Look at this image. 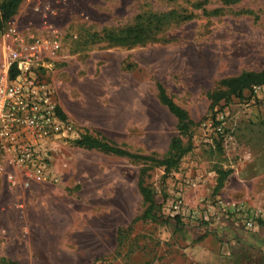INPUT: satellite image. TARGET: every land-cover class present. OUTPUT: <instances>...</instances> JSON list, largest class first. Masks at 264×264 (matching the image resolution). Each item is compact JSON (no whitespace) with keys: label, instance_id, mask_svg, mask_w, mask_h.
Wrapping results in <instances>:
<instances>
[{"label":"rangeland","instance_id":"rangeland-1","mask_svg":"<svg viewBox=\"0 0 264 264\" xmlns=\"http://www.w3.org/2000/svg\"><path fill=\"white\" fill-rule=\"evenodd\" d=\"M170 12L191 18L163 22ZM136 25L147 27L144 43L106 39ZM11 50L34 53L24 66L81 135L165 156L178 121L159 101V82L195 126L177 168L147 172L168 223L138 219L143 162L79 147L78 138L57 145L56 182L24 188L0 175V264H250L249 255L264 263V100L246 90L216 106L227 114L223 135L206 126L221 79L264 69V0H24L0 34V71L15 76ZM217 168L233 171L218 195Z\"/></svg>","mask_w":264,"mask_h":264},{"label":"built area","instance_id":"built-area-1","mask_svg":"<svg viewBox=\"0 0 264 264\" xmlns=\"http://www.w3.org/2000/svg\"><path fill=\"white\" fill-rule=\"evenodd\" d=\"M17 34L15 28H11ZM59 44H52V48ZM42 45L33 50L42 51ZM34 53L24 55L11 50L6 56L8 70L17 66L19 74L0 71V175L14 186L30 188L33 182L58 181L51 160L59 142L80 138L82 129L68 118L52 97L49 85L32 76L29 67ZM254 98L264 100V85L252 87ZM213 122L206 124L216 134L226 131L227 114L215 108ZM182 207L178 198L175 209ZM248 221V226H252Z\"/></svg>","mask_w":264,"mask_h":264},{"label":"trees","instance_id":"trees-1","mask_svg":"<svg viewBox=\"0 0 264 264\" xmlns=\"http://www.w3.org/2000/svg\"><path fill=\"white\" fill-rule=\"evenodd\" d=\"M23 1L0 0V34L4 30V26L16 15ZM239 1L241 0H225L228 4H236ZM190 18L191 16H182L176 12H170L163 14L162 21L168 22L171 19H176V22H182ZM148 33L146 26L136 25L119 32H107L106 39L116 45H136L144 43L148 37ZM255 85H264V69L261 71H243L237 76L221 79L217 90L209 94V98L212 101V109L214 110L221 102L230 101L234 97L243 98L245 91L252 89ZM157 91L161 104L166 106L169 112L175 116L176 121H178V134L171 139L168 152L162 158L154 155L132 153L119 145L90 133L82 134L80 138L75 140V143L82 148L93 149L105 154L127 157L137 162H143L144 166L140 169L138 177V188L146 208L138 219L150 220L152 222L157 221V223H168L170 219L162 213L155 190L146 183L147 172L152 167H163L165 176H167V174L179 166L184 155L192 149L190 141L186 143L184 139L191 136L195 122L192 121L189 112L175 102L160 82L157 83ZM216 172L218 177L214 193L218 195L233 171L231 169L217 168ZM175 219L179 220L180 218L177 217ZM203 238L202 236L198 240H202ZM246 259L248 262L252 261L250 264H264L262 258L255 262L254 256L252 255H249ZM1 261L3 264H21L17 260L6 257L2 258ZM236 264L246 263H241L238 260Z\"/></svg>","mask_w":264,"mask_h":264},{"label":"crops","instance_id":"crops-1","mask_svg":"<svg viewBox=\"0 0 264 264\" xmlns=\"http://www.w3.org/2000/svg\"><path fill=\"white\" fill-rule=\"evenodd\" d=\"M226 183H227V181H226ZM226 183H225V186H226ZM225 186L223 187V189L225 188ZM223 189H222V190H223ZM208 240H209V238H208Z\"/></svg>","mask_w":264,"mask_h":264}]
</instances>
